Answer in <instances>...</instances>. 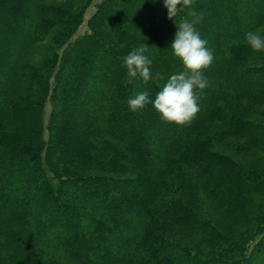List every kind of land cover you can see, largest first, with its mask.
<instances>
[{
  "label": "trees",
  "instance_id": "trees-1",
  "mask_svg": "<svg viewBox=\"0 0 264 264\" xmlns=\"http://www.w3.org/2000/svg\"><path fill=\"white\" fill-rule=\"evenodd\" d=\"M91 2L0 0V264H264V165L242 160L264 154V52L245 39L264 34V0H193L171 19L162 0H101L72 39ZM197 15L214 58L195 117L131 111L184 70L168 45L175 19ZM141 42L163 79L128 81L121 60ZM211 129L237 158L212 149Z\"/></svg>",
  "mask_w": 264,
  "mask_h": 264
},
{
  "label": "clouds",
  "instance_id": "clouds-1",
  "mask_svg": "<svg viewBox=\"0 0 264 264\" xmlns=\"http://www.w3.org/2000/svg\"><path fill=\"white\" fill-rule=\"evenodd\" d=\"M143 3V0H141ZM169 19L176 18L182 9L190 6L193 0H162ZM203 19L197 15L193 19H183L178 24L168 47L178 58L184 70L173 73L157 91L154 97L148 91L138 92L127 100L128 107L135 112L148 104L160 114L163 121L183 125L189 123L199 111L200 93L209 82L202 69L208 67L214 58L213 51L207 47L208 41L201 36L197 23ZM247 45L255 52H264V34L261 31H248L245 34ZM148 45L141 42L121 60L126 69L128 81L140 80L144 83L154 79L151 65L153 59L147 54ZM163 79L160 73L156 74Z\"/></svg>",
  "mask_w": 264,
  "mask_h": 264
},
{
  "label": "rangeland",
  "instance_id": "rangeland-1",
  "mask_svg": "<svg viewBox=\"0 0 264 264\" xmlns=\"http://www.w3.org/2000/svg\"><path fill=\"white\" fill-rule=\"evenodd\" d=\"M76 2V0H73ZM53 3H56V4H62L65 2V0H52ZM78 2V1H77ZM101 0H92V2L86 7V9L84 10L83 12V20H82V24L80 25V27L78 28V30L76 31V33L73 35L72 39H75L76 37L78 36H81L85 33L88 32V27H87V22L88 20L90 19V17L92 16V14L95 12V9H96V6L98 5V3H100ZM214 2V0H213ZM220 5V3L218 2V6ZM6 14V13H4ZM6 22L3 23V26H2V30L4 32L7 31V26H6ZM240 35V34H238ZM3 44L6 46V44L8 45V42L9 40H3ZM46 46L47 44H44V43H40L38 44V46L36 47H33L31 48L30 50H27L25 52V56H24V63L26 64V68H25V72L28 71V73L24 76L23 78V82H22V86H28L31 82V78H32V74L34 72V70L36 68V66L38 65L39 66H43V63H42V60L43 58L46 57ZM173 62H175L173 59H172ZM10 66V63L8 62H3L2 63V70H6L7 68H9ZM32 72V73H31ZM153 73V72H152ZM157 72L154 74L153 73V77H158L157 75ZM14 93V92H13ZM51 102L50 101H46V103L44 104V109H43V115H44V121L45 123L47 122V120L49 119L50 115H51ZM252 110H258L259 112H261L262 114L259 115V116H256V117H252V119H254L255 121H258V122H263L264 123V108L263 107H256ZM64 132V131H63ZM209 136L210 134H217L218 132H216V130L214 129H211L209 131H206ZM148 135V134H146ZM61 136L63 137V134H60L57 138V141H56V144L57 145H61V143L63 142L61 140ZM216 136V135H215ZM213 139H211V136H210V139H211V143H212V149L214 150H218L220 152H223L224 154L228 155V156H231L233 158H237L236 157V153H235V150L233 149V146L234 144H236L234 142V140L231 138V137H227V138H220V137H212ZM254 153V152H252ZM257 154V152H256ZM255 153L254 154H249L247 156H245L242 160L247 162L248 164L252 165V167H257V166H262L264 165V154H258L256 155ZM258 157H260V159H258ZM241 161V160H240ZM202 190H198L197 191V196L198 198L201 200L202 199ZM204 195V194H203ZM227 224L231 225L233 224L232 221L231 222H226ZM77 227V226H76ZM80 228V227H79ZM68 238L72 236L71 233H68ZM97 239L95 237H93V242H96ZM264 250V248H263ZM52 252L54 250H51ZM55 254L57 255H60L61 256V253L59 251H54ZM59 252V253H58Z\"/></svg>",
  "mask_w": 264,
  "mask_h": 264
}]
</instances>
